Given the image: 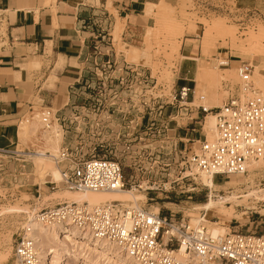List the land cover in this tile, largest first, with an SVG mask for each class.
<instances>
[{"label": "rangeland", "instance_id": "rangeland-1", "mask_svg": "<svg viewBox=\"0 0 264 264\" xmlns=\"http://www.w3.org/2000/svg\"><path fill=\"white\" fill-rule=\"evenodd\" d=\"M164 2L170 6L168 14L160 11L162 0L153 2L157 7L153 8L152 15H145V33L138 45L122 43L121 23L112 10L116 19L114 43L127 62L93 63L85 93L74 98L75 107L64 120L55 122V111L35 106L31 111L39 110L42 124L36 133L29 132L24 138L19 136L20 145L14 150L23 153L11 150L12 153L0 155V264H17L15 248L27 222L42 210L66 201L61 195L72 191L49 172L41 175L35 164L37 153L57 154L58 150H45L41 143L48 133L55 134L56 127L61 128V124V146H78L82 159L93 155L122 164L126 190L145 194L138 205L152 210L153 205L159 204L158 212L162 215L172 211L192 223V217L216 221L227 228L226 232L264 230V161L251 162L244 174L215 176L212 178L215 185L208 187L202 183L201 173L193 172L182 163L185 155L198 148L199 141L195 145L187 142L185 150L176 135L178 128L192 119L196 121L194 113L197 112L200 140L208 138V130L204 128L206 116L215 115L216 108L223 105L230 93L241 94L243 99L254 97L242 90L236 71L240 65L248 64L254 83L256 66L264 70V0ZM207 29L212 35L203 40ZM202 45L206 46L205 50ZM191 50L195 54L191 55ZM197 51L205 55L199 60V70L204 68L206 73L211 72L210 75L220 74L217 81L208 78L199 81L197 75L193 95L189 93L182 99L176 85L179 62L184 56H196ZM222 60L228 61V66L220 65ZM228 68H236V71L226 70ZM255 86L264 97V89ZM215 105L218 107L214 108ZM198 106L211 110L205 113ZM48 111L52 115V125L54 121L50 128L43 121L44 117L50 121ZM48 159L57 167L52 158ZM165 181L171 182L169 190L156 188ZM145 185L153 189H143ZM210 201L214 203L207 212L204 206ZM120 202L134 204L130 199ZM202 221L209 229L210 224ZM93 257L101 263L105 260ZM57 259L58 255L52 257L48 264H58ZM65 264L80 263L71 257Z\"/></svg>", "mask_w": 264, "mask_h": 264}, {"label": "built area", "instance_id": "built-area-1", "mask_svg": "<svg viewBox=\"0 0 264 264\" xmlns=\"http://www.w3.org/2000/svg\"><path fill=\"white\" fill-rule=\"evenodd\" d=\"M220 65L228 66V61H221ZM237 70L242 90L254 97L243 99L241 94L230 93L223 105L216 108L215 137L199 140L198 148L185 155L182 162L195 173L211 178L244 174L251 162L264 161V97L252 81L250 66L242 64ZM188 92V88H181L180 98H186ZM199 107L205 113L211 110ZM56 120L59 121L57 117ZM8 153L12 151L0 149V155ZM48 155L60 168L59 183L70 190L127 189L118 160L92 154L82 159L78 146H61L57 154ZM170 183L165 181L156 188L169 190ZM143 189L153 187L145 185ZM176 214L171 211L162 215L142 205H126L116 200L95 205L66 200L42 210L37 217L44 223L74 226L94 239L115 243L136 264H264V230L214 235L202 220L192 223ZM26 232L25 226L15 248L17 264H41L36 241L26 237Z\"/></svg>", "mask_w": 264, "mask_h": 264}, {"label": "crops", "instance_id": "crops-1", "mask_svg": "<svg viewBox=\"0 0 264 264\" xmlns=\"http://www.w3.org/2000/svg\"><path fill=\"white\" fill-rule=\"evenodd\" d=\"M155 1L160 0H0V149L18 148L17 127L35 106L64 120L74 98L85 93L93 63L127 62L114 43L111 11L122 25V43L138 45L147 24L146 5ZM191 55L180 60L176 73L177 89L188 88V95L196 88L202 53ZM194 114L196 121L176 131L185 150L187 142L195 145L201 138Z\"/></svg>", "mask_w": 264, "mask_h": 264}, {"label": "bare ground", "instance_id": "bare-ground-1", "mask_svg": "<svg viewBox=\"0 0 264 264\" xmlns=\"http://www.w3.org/2000/svg\"><path fill=\"white\" fill-rule=\"evenodd\" d=\"M163 2H164V0H162V6L163 7L161 8L160 11H162V14L165 12H166V14H168L167 12L170 10L169 9L170 6L168 7L167 3H165V2L163 3ZM154 7H157L155 3H153V2L147 3L146 9H145L146 14L152 15V13H154V9H153ZM171 12H170V15H171ZM121 27H122V25H121ZM216 29H217V25H216ZM151 31L153 32V30H151ZM152 32H150V33H152ZM210 33H211V30L207 29L206 33L204 34L203 40H207L212 35V34L210 35ZM258 37H260V36H258ZM251 39H253V38H251ZM257 39H259V38H257ZM260 39H261V37H260ZM254 40H256V38ZM254 40H252V41L254 42ZM192 41H193V38H192ZM204 42H206V41H204ZM204 42H203V44L206 45V43H204ZM250 43L252 44L251 41H250ZM254 43L256 44V42H254ZM194 47H197V46L194 45ZM256 48L257 47H255V49ZM205 49H206V46L204 47V50ZM204 50H203V52H204ZM202 54L204 55V53H202ZM205 54H206V52H205ZM262 65L264 66V61H263ZM200 67H202V66H200ZM215 68L216 67H214V70L217 69V68L216 69ZM256 68L257 69L255 70L254 83L257 86H260V88L264 89V70L262 69V66L261 67L256 66ZM226 70L236 71V68H228ZM208 73H211V72L208 71ZM208 73H206L204 68L203 69L200 68L199 74H198L199 81H201L203 78H208L210 80H214V79L216 80L218 75L220 74V73H218V74L215 73L213 75L212 74L210 75ZM236 73H237V71H236ZM262 91L264 92V90H262ZM262 91H261V93H263ZM47 113L50 115V121H48L47 117H44L43 121H45L46 125L50 128L51 126H54V121H53V125H52L51 124V121H52L51 116L52 115L49 111ZM39 115H40V113H39L38 109H35V110L30 111L29 113L25 114V116L22 118V120L20 121V123L18 125L19 127H17L19 129L18 133H19V136L21 138H24L29 132L34 131L36 133L38 131L40 124H42L39 120L40 119ZM214 117H215V115L206 116V120L204 123V128H206L208 130V138L209 139H212L213 134H214V129H215V135H216V126H215L216 121L214 120ZM55 122H57V121H55ZM44 133H45V131H44ZM215 135H214V137H215ZM45 137H46V140H44L41 143L42 147L45 150H51L52 149L54 151H57V150L59 151L60 143H61L62 138H63L62 127L61 128L56 127L55 134L50 132ZM51 155H52V153H51ZM51 157L52 156L47 154V151L38 153L36 158H35V164L37 165V168L39 167L38 171L41 175L44 176L46 173L49 172L51 174V176L54 179H56V181H58L61 179V171H60L59 166L55 167L51 164V161L48 159ZM257 164L258 163H256V165ZM200 176H201V181L204 185H206L208 187H213L215 185L213 179L210 176H208L204 173H201ZM42 178H44V177H42ZM233 182L236 183L235 181H233ZM125 193L132 196V198H127ZM61 196H63L64 198H66L69 201H77V202H84V201L86 202L87 201L92 205L100 204V203H104V202H108V201H112V200L125 201L127 199H130L134 202V204L136 206H140V205H138V202L145 198V194L134 193L131 190L114 191V192H93V191L81 192V191L72 190V191H65ZM212 203H214V201H210V203L208 205L204 206V209L207 210V212L209 211V207H210V205H212ZM134 204H132V205H134ZM152 208H153L152 210L154 212H158L159 211V204L153 205ZM192 220L194 221L193 223H197L199 220L207 221L210 224L209 230L214 235L227 233L226 232L227 228L218 225V222H216V221L205 220L204 218H201V217H197V218L192 217ZM26 227H27L26 237H33L36 241V249H37L38 256L41 260V264H48L50 262V259L56 255H58V259H57L58 264H65V262L71 257H75V259H77V261L80 264H113V262H115L116 264H136L124 251H122V248L120 246H118L117 244L111 243L105 239H94L87 232H80L74 226H67L64 224H57V223H44V222L40 221V219L36 216V217H32L27 222ZM93 255L98 256V258L103 257L106 260V262L104 260L101 263V261L97 258H94Z\"/></svg>", "mask_w": 264, "mask_h": 264}]
</instances>
